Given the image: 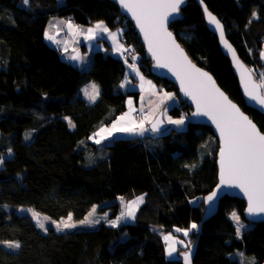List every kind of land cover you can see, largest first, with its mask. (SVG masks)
Masks as SVG:
<instances>
[{
	"label": "trees",
	"instance_id": "16d2710c",
	"mask_svg": "<svg viewBox=\"0 0 264 264\" xmlns=\"http://www.w3.org/2000/svg\"><path fill=\"white\" fill-rule=\"evenodd\" d=\"M204 2L224 23L228 40L252 73H264L259 58L264 0ZM180 12L170 22L179 43L264 131V116L246 106L229 59L207 28L197 1L187 0ZM51 16L80 26L100 21L111 30L121 28L124 51L136 59L137 68L177 98L170 114L191 113L177 87L152 73L140 36L111 0H29L27 5L0 0V264H183L179 257H166L157 227L184 241L191 237L190 244L197 240L193 264H242L238 254L254 257L252 264L264 262V221L249 223L237 235L230 218L235 211L246 221L243 199L221 198L218 211L202 223L200 232L195 228L183 237L176 231L200 222L203 197L216 185L218 140L208 125L188 121L183 130L167 128L162 134L114 138L99 145L91 141L139 92L120 87L128 64L107 42L90 54L87 70L61 57L44 37ZM89 83L98 87L93 103L82 92ZM90 154L93 163L87 165ZM134 195L143 197V203L132 222L118 226L102 222L92 229L42 231L15 209L29 206L55 219H81L94 204ZM116 206L113 202L100 210L110 209L113 218Z\"/></svg>",
	"mask_w": 264,
	"mask_h": 264
},
{
	"label": "snow or ice",
	"instance_id": "6c2138e0",
	"mask_svg": "<svg viewBox=\"0 0 264 264\" xmlns=\"http://www.w3.org/2000/svg\"><path fill=\"white\" fill-rule=\"evenodd\" d=\"M184 0H119V3L124 9L132 13L140 27L141 32L144 33V38L148 43L149 51L157 59L158 66L169 67L173 70L177 79L180 80L181 89L186 95L190 96L196 103L197 111L194 115H204L212 119L217 129L220 132L222 147L220 148V176L221 183L229 186L239 187L248 198L247 213L249 216L259 215L264 213V134L257 130L255 124L232 104L218 88L215 87L214 81L208 76L207 73L201 72L192 65L183 51L175 44L172 39V34L167 31V23L169 16L179 10V6ZM23 4H29V0H23ZM207 12V9H205ZM208 21L210 24L215 25L219 30L221 40L224 41L223 26L210 12L207 13ZM255 16V13H253ZM72 28L69 22L67 25ZM97 29L107 32L108 29L102 23L96 25ZM46 38L54 40L52 35L45 33ZM114 43L117 44V52H120L122 45L116 40V34L110 33ZM87 39H93L94 33L92 29L88 30ZM231 50V46L227 45ZM264 56V54H262ZM71 59H79L78 56H73ZM163 60V62H161ZM130 67H133L130 65ZM264 79V74H262ZM92 92L89 93L87 89L85 94L88 95L90 100H95L99 94L98 89L93 84L91 85ZM245 90L251 99L256 100L258 104L264 106V97L255 95L248 90L247 84ZM168 99L171 95L165 93ZM131 104V101H129ZM128 118V114L121 116L119 120L112 124L111 128H102L95 136L100 137L96 139V143H101L102 140L107 139L113 132H130L137 131V127L141 134L146 129L143 127V120L137 126L134 122H129L128 126H123L121 121ZM145 119H147L145 117ZM171 124L182 125L183 119L173 120L169 117L168 120ZM162 121H157L152 126V131H159V124ZM2 163V160H0ZM215 193L210 195L207 199L213 200ZM143 203V197L136 201L130 202L126 205V211L121 213L113 226L125 217H135V207ZM95 207L89 213L91 217L95 213ZM29 211H31L29 209ZM33 218L37 220L39 227L44 228V223L40 220L39 214L32 213ZM232 219L237 222V234L239 235L242 224H240V217L233 212ZM44 219H48L45 217ZM71 215L68 216V221H71ZM56 223V222H53ZM81 224L93 223L87 217L85 220L80 221ZM62 228H75V223L62 221L56 224L57 230ZM192 229L197 228L196 224L191 225ZM46 230V229H45ZM184 231V235H188V231ZM177 232L181 231L179 228ZM164 240L168 243L169 256L176 250L174 245L176 243H183V241L174 240L171 234L164 236ZM9 247L19 248L18 243L9 244ZM186 264H190V257L187 253L184 254Z\"/></svg>",
	"mask_w": 264,
	"mask_h": 264
},
{
	"label": "water",
	"instance_id": "95a60500",
	"mask_svg": "<svg viewBox=\"0 0 264 264\" xmlns=\"http://www.w3.org/2000/svg\"><path fill=\"white\" fill-rule=\"evenodd\" d=\"M113 3L118 5V8L121 12V14H123L125 17H127L130 22L131 25L134 26L135 32L140 36V41L142 43V46H144V53L145 56L147 58H150L152 61V73L158 77V78H164L166 80H168L169 82L173 83L175 85V87H177L178 90V95L182 100H185L190 108H191V113H190V120L189 122L192 124H200V125H208L216 139L218 140V152L216 155V161H217V181H216V185L213 187V189H211L204 197H203V205H204V210L202 213V218L200 220V222L197 224V228L196 231L200 232L201 230V225L204 221L210 219V217L214 216V214L218 211L219 208V202L220 199L228 196V197H237L240 198L241 200L243 199L246 203L242 214L244 216V218L246 219V221H248L249 223H254V222H258V221H264V213H261L259 215H253V216H249L247 213V208H248V198L245 195V193L239 188V187H235V186H229L226 184H222L221 183V176H220V148L222 147V141H221V137H220V132L217 129L215 123H213L212 119H210L208 116H204V115H194V113H196L197 108H196V103L192 100V98L188 95L185 94V92L181 89V83L180 80L177 79V76L174 74L173 70H170L169 67H160L158 66V62L157 59L153 56L152 52L149 51V46L147 41L144 38V33L141 32L139 25L136 22V19L133 17L132 13L129 12L127 9H124L121 4L119 3V0H111ZM187 0H184L183 3L180 4L179 6V10L177 12L172 13L169 18H168V23L166 25L167 27V31L170 32L172 34V39L174 40L175 44L179 46V48L183 51L184 55L187 57V60L195 66L196 69H199L201 72L207 73L208 76H210L212 78V81H214L215 83V87L219 89L220 92H222L224 94V96L227 97V99L234 105H236V107L240 110L241 113H243L245 116H247L249 118V120L252 121L253 124H255L256 128L258 131H260L262 134H264V131L261 130V128H259L257 126V124L254 122V120L252 119L251 116H249L242 108L241 106H239L228 94L227 92L224 91V89L217 83L216 78H214V76L203 66L198 65L191 57L189 54H187L185 48L183 47L182 44L179 43V41L177 40L175 34L171 31L170 29V22L173 20H177L180 18L181 16V12H180V8L183 7L186 4ZM199 7L201 8V10L203 11V15H204V21L206 23L207 28L209 29V31L214 32L217 36V42L219 43V48L221 53L225 54L228 59H229V63L231 64V68L233 71V74H235V76L237 77V82L239 85V89L241 94L244 97L245 100V104L246 106H250L252 108H254L255 110H257L259 113H262V115L264 116V106L258 104V102L256 100H253L250 98V96L248 95V92H246L245 90V85L247 84L248 90L253 92L255 95L264 97V94L262 92V85L259 83V81H257L254 77V73H252L251 69L249 68L248 65H246V63H244L242 61V59L239 57L238 52H236V49L234 48L233 44L228 40L227 36H226V31L224 30V23L222 21H220V19L217 17V15L214 12H211L207 6L206 3L204 2V0H196ZM205 9H207V12L205 11ZM210 12L213 16H215L217 18V20L220 21L221 25L223 26V31H224V41H227V45L231 46V50L229 49V47L221 40L220 38V33L219 30L216 29L215 25L210 24L208 21V15L207 13ZM262 54H264V43L261 47L260 50V54H259V58L261 60V62L264 64V56H262ZM161 62H163V60H161ZM157 121H162V123L159 124V131L157 132H162L166 127H167V123L162 120V114L161 112L158 113L153 119L152 122L148 125V129L152 132V126L153 124H155ZM213 193H215V196L213 198V200L209 201L207 198L212 195ZM196 245H197V240L193 243L190 244L189 246V250L187 251H181L179 252V258L180 260H182L183 264H186V261L184 259V254L187 253L190 257V264H193V257L196 253ZM261 264H264V262H262Z\"/></svg>",
	"mask_w": 264,
	"mask_h": 264
},
{
	"label": "rangeland",
	"instance_id": "374dc122",
	"mask_svg": "<svg viewBox=\"0 0 264 264\" xmlns=\"http://www.w3.org/2000/svg\"><path fill=\"white\" fill-rule=\"evenodd\" d=\"M63 1L64 0H58V4H60ZM100 23H102L103 25H105L103 22H100V21L97 22V24H100ZM79 27L80 28H83L84 27V29H85L84 30V33L77 32V31L70 32L69 33V40L67 42H65L66 45H67V46H65V49L66 50H70V46H71L72 49H74V53H75L73 56H78L79 57V59H76L77 62H76V60H73V59L72 60L74 61V63H80L81 64V61L83 59L81 58L80 55H82V53L80 52L79 48H76V46H75L76 43H78V46L77 47H79V45L82 43V40L84 39L86 41L87 48H88L87 53H90V49H92V48H94L93 51H95V50H98V49H101L102 50L104 47L98 44V41L99 40H96L97 37H94L93 39H87L86 38L88 36V30L89 29H92L93 30V33H94L96 24H93L92 26L83 25V26H79ZM47 28H48V30H50L49 27H47ZM115 30H116V32H121L122 31L121 28H115ZM114 31H112V32H114ZM94 36H95V34H94ZM117 38H118L117 41L119 42V44L122 45L121 41L119 40V36H117ZM263 39H264V37H263ZM77 50H78V52H77ZM86 57H87V55H86ZM89 61H90V59H89ZM89 66H90V64L87 63L85 65H82L81 68H82V70H87L89 68ZM253 73L255 74L256 79L262 85V90L264 91V79H262V74H264L263 71L261 69H258V70L253 71ZM140 78H141V81L135 82L134 87H133L134 88L133 90H140V88H142V89H144L146 91L147 90H150V88H151L150 85H152L151 83H153L152 80L150 79L149 81H147L149 83V85L145 86L144 79L142 77H140ZM93 84L98 89V87H97V85L95 83H89V85H93ZM89 90L91 91L92 89L89 87ZM165 93L171 94V97L172 98L171 99H168L165 96ZM173 97H175V95H174L173 92H168V91H166L164 89H163V91H162L161 94L150 93V92H142V94H141V98H142L143 102H146L147 105H149V106H152L151 104L154 103V102H156L157 101V98L160 99L159 101L161 103L165 100L163 102L162 106H161V109H160V110H162V113H161L162 114V120H164L167 123V127L165 129L167 130V128H173V129L176 128L178 130H183V129H185V127L187 125V122L190 120L189 119L190 118V114H188L187 116H184V117H182L181 115H179V116H172L170 114V112H169L170 111L169 108H171L176 103V99L173 98ZM88 102H90V101H88ZM136 111L137 110H135V109L132 110L133 117L141 120L143 118L142 113L140 111H137V112ZM138 112H139V114H136ZM169 117L171 119H173V120L183 119L184 120V123L182 125L171 124V123L168 122ZM148 125L145 122L143 124V127L146 129V126L148 128ZM147 131L149 132V134L150 133L151 134L153 133L154 135H156L158 133H161L162 134L165 130H163L162 132H153V131L151 132L149 129H147ZM10 154H11V152H8V153L4 154L3 157L9 156ZM92 155H94V154H90L89 157H87V161H86V164L87 165L93 163ZM98 156H99V154H98ZM139 198H141L140 195H134L133 198L116 197L114 200H112V201H106L104 203H101L100 205L94 204L89 209L90 211L86 215H84L81 219H74V217L71 215V217H72L71 221H68V217L59 218V219L52 218V217L47 216V215H45V214H43L41 212L35 211L33 208H31L29 206H26V207L25 206H17L15 209H16V212L19 213V214H23V215H26L27 214L32 219V221L34 222V224H36L37 226H39V225L37 223V220L33 218L32 213L33 212L38 213L39 214V217H40V220L45 225L44 228L39 227L42 231H46L49 227H53L57 232H66V231H70V230L92 229V227H96L99 224H101L102 222H104V223H106L108 225L113 226V222H116L117 221V218L121 216V213L126 211V205L128 203H130V202H133V201L138 200ZM113 202H115L116 204H118V209H117V206H116V209L119 210V211H117V213L115 214V216H113V218H110L109 217V215H110V209L105 210V211H101L100 209L102 208V206L104 208L106 206L111 205ZM139 205L140 204H138L135 207V213L137 212ZM93 207H95V209H96L95 210V213L91 217H89V213L92 212ZM29 209L31 211H29ZM233 212H235V211H232V213ZM232 213H230L229 215H230V218L233 221V223H234V225L236 226V229H237V222L232 219V215H231ZM237 215L240 217L239 214H237ZM45 217H47L48 219H44ZM86 217L88 219L92 220L93 223L81 224L80 221L85 220ZM133 220H134L133 217H125L123 219H120L115 224V226H118L120 224H124V222H132ZM62 221H66V222H69V223H75L76 224V227L75 228H67V229H65V228H62V225H61V230H57L56 224H60ZM53 222H56V223H53ZM240 224H242L243 227H241L239 235L243 232L244 229H246L249 226V222H247L245 220H242V218L240 217ZM155 229L161 235V238L163 239V242H164V250L166 251L165 253H166V257L167 258H177V257H179V254H180L179 251L189 250L188 247H189V244H190L191 239H192L191 237L188 239L189 241H187V240L184 241L183 238H181L180 236L174 234L172 231H169V230L168 231H165V230L160 229L158 227L155 228ZM189 229L194 230L192 228H189ZM184 231H187V230H181V231H179L183 237H185ZM189 233H190V231H188V237H189ZM169 234H171L173 236L174 240L183 241V243H176L174 245V247H175L176 250L172 253L171 256H169V254H168V243L164 240V236L169 235ZM6 243L9 245V244H15L16 242H11V243L6 242ZM6 243H4V245H6ZM13 248L15 249V247H13ZM237 256L239 257V259H240V261H241L242 264H252L254 262V257H252L250 255H248V256L245 257V255L243 256L242 254H238Z\"/></svg>",
	"mask_w": 264,
	"mask_h": 264
},
{
	"label": "crops",
	"instance_id": "0c3cea01",
	"mask_svg": "<svg viewBox=\"0 0 264 264\" xmlns=\"http://www.w3.org/2000/svg\"><path fill=\"white\" fill-rule=\"evenodd\" d=\"M68 20L64 17H56V16H51V18L49 19L47 25H46V29H45V32H44V37L45 39L47 40V42L51 45H53L55 48H57L59 51H60V55L61 57H63L65 60H68L72 63H74V61L71 59V57H73V55L75 54L74 53V49H72V47L70 46V50H66L65 49V46L66 43L68 40H69V33L70 32H73V31H77V32H81V33H84V27L83 28H80L79 26L80 25H76V24H72V28H69L67 25H68ZM93 24H96L97 25V22H93ZM93 24H89V26H92ZM104 27H106L108 29L107 32H104L102 31L101 29H97L95 27V30H94V34L95 36L94 37H97L96 40H99L98 41V44L103 46V44L105 42H107L109 44V46L111 47V50L114 54H119L120 52L126 50V46H124L123 44V36H121V33L122 32H116V30H112L114 32L111 31V29H109L107 26L103 25ZM50 28V30H48V28ZM110 30V31H109ZM45 33H48L49 35H52L54 37V40H49L46 38V35ZM110 33H114L116 34V40H118L117 36H119V40L121 41L122 43V48L120 50V52H117L116 48H117V44L114 43L113 39H112V36H110L109 34ZM76 48H79L80 52L82 53L81 58L83 59L81 61V64L80 63H75L77 65H79L80 67L82 65H85L87 63H89V57H90V54L93 53V49H90V53H87V44H86V41L83 39L82 40V43L78 46V43H76ZM78 52V50H77ZM87 55V57H86ZM77 62V60H76ZM132 65V64H130ZM130 65H128L127 67V72L123 78V81L120 83V87L123 89V90H129V89H134V84L135 82H139L141 81V78L142 77L144 79V84L145 86L149 85V83L147 81H149L150 79L145 77L141 70H140V67L137 68V66H134L133 67H130ZM139 76V77H138ZM153 82V81H152ZM152 85L150 90H144L142 88H140V90H138L139 92V95H138V98L137 100H134L132 97H129L127 99V104H126V110L123 114H121V116H125L126 114H128V118L125 119L124 121H121V124L123 126H128L129 122H134L137 126L140 124L141 120H143V124L146 122V124H150L152 122V119L158 114V113H162V110L161 109V106L163 104V101L162 103L159 101L160 99L157 98V101L152 103L151 105L152 106H149L147 105L146 102H143L142 98H141V94L142 92H150V93H157V94H161L162 93V89L160 90L159 88L157 89L156 85L153 83H151ZM155 88H154V87ZM89 87L91 88V85H87L85 84V86L82 88V92H83V95L84 97L90 101V102H94L96 99H97V96H96V99L95 100H90L88 98V95L85 94V90L87 89V91L89 93H91V91L89 90ZM171 95V94H169ZM159 96V95H158ZM175 98V97H173ZM176 99V103H177V98ZM129 101H131V104H129ZM175 103V104H176ZM174 104V105H175ZM173 107V106H172ZM135 109L137 111H140L143 115V118L141 120L133 117V114H132V110ZM170 109V108H169ZM159 111V112H158ZM119 116V118L121 117ZM145 117L147 119H145ZM119 118L113 120L112 122H110L109 125H106V126H102L100 128H98L97 131H95L93 133V135L91 136V141L94 142L95 144H97L95 141L96 139H100V137L98 136H95V133L99 132L100 129L102 128H111L112 124L115 123L117 120H119ZM147 126H146V131L143 132V134L140 133L139 131V128L137 127V131L134 132V133H130V132H113L111 136H108L107 139H104L101 141V143L99 144H105V143H108L110 142L112 139L114 138H120V137H125V138H131V137H142V135H146V134H149V132L147 131ZM98 144V145H99Z\"/></svg>",
	"mask_w": 264,
	"mask_h": 264
},
{
	"label": "built area",
	"instance_id": "2783aa9c",
	"mask_svg": "<svg viewBox=\"0 0 264 264\" xmlns=\"http://www.w3.org/2000/svg\"><path fill=\"white\" fill-rule=\"evenodd\" d=\"M69 22H71V20ZM120 56L123 58V60L125 61L126 64H128V65L132 64L134 66H138V62L136 61V59L131 54H129L128 51H122ZM136 114H139V112ZM188 114L189 113L186 110H184L180 113V115L182 117L187 116Z\"/></svg>",
	"mask_w": 264,
	"mask_h": 264
}]
</instances>
